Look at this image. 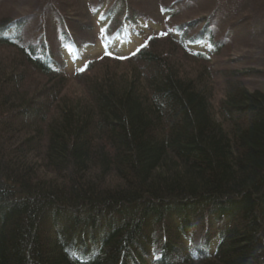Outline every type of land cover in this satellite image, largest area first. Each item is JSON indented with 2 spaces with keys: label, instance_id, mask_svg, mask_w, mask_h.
<instances>
[{
  "label": "trees",
  "instance_id": "obj_1",
  "mask_svg": "<svg viewBox=\"0 0 264 264\" xmlns=\"http://www.w3.org/2000/svg\"><path fill=\"white\" fill-rule=\"evenodd\" d=\"M80 1L104 56L128 67L76 102L52 106L94 44L64 20L35 43L29 15L0 19V49L18 60L0 61V264H264V0L160 8L192 12L167 51L191 75L150 48L158 31L132 0ZM228 48L255 54L212 72ZM23 65L55 93L25 91Z\"/></svg>",
  "mask_w": 264,
  "mask_h": 264
},
{
  "label": "rangeland",
  "instance_id": "obj_2",
  "mask_svg": "<svg viewBox=\"0 0 264 264\" xmlns=\"http://www.w3.org/2000/svg\"><path fill=\"white\" fill-rule=\"evenodd\" d=\"M132 2L135 7H138V10L132 7L130 10H135L147 17L153 23L152 28L154 30L157 29L158 31L157 33H154V36L151 39L150 48L151 46H154L155 51L161 52L164 57L171 58V61L174 62L177 61L180 68H182V71L191 75L190 71L193 70V67L190 64V61L183 60L184 56L181 52H178L177 55L167 53L169 50L168 40L173 42V40L169 37V33H171L175 24L191 18V10L182 12L175 19L167 20L160 17L159 10L162 6L168 5L170 0H132ZM84 6L85 5H83L80 0H3L0 3V19L10 16L19 17L21 15H29L30 18H25L24 22L25 26L22 33L24 41L38 43L40 41L39 35L42 34L47 36L49 42H53L55 31H58L63 26L61 23L62 20H64L67 24V26L65 25L64 27L69 28L73 35L80 38L82 41L94 44L93 48L88 53L89 57L83 59L86 61L81 60L83 62L79 63L77 66L68 65L69 68L65 74L66 82L63 85L62 90L60 88L59 92L55 94V100H52L54 104H50L52 106H55L57 103L56 101H59L61 98L74 102L86 98V88L90 82L97 80L109 71L117 74L125 73L128 67V65L124 62L117 63L111 55L104 56L105 54L101 47H99L97 39L99 30L91 21V18L87 15ZM197 15L198 14L194 13V16ZM60 18L61 21L59 22L58 19ZM250 30V33L242 34L243 38L252 37L251 34L256 33V29L250 28ZM141 42H143L142 38L139 39L138 44ZM237 42L240 43V45L244 43L240 41ZM251 51L254 50L252 49ZM251 51L247 52L242 49L228 48L221 56H219L220 58L217 60L218 64L213 62L214 68H211V71L217 73L223 69H227V66H230L229 64H236V59H240L243 55H246L247 62L252 59L253 54H255ZM15 57L16 56L12 52L7 51L6 49H0V61L7 60L8 62H18V60H15L17 57ZM2 63L4 64V62ZM86 63H90L91 69L89 71L81 73L80 76L73 74L74 71L80 70ZM21 64L22 63H20V65ZM209 67L210 66H208V68ZM20 69L27 78L24 85L25 91L31 93L36 89L44 87V93L47 95L49 92L47 86L50 85L47 79L33 74L26 67H24V65L23 67H20ZM214 77L213 85L215 94L212 96L213 100L211 103L213 104V107H216L218 100L221 98L222 82L218 80L216 75H214ZM49 93L54 94L55 92L50 91Z\"/></svg>",
  "mask_w": 264,
  "mask_h": 264
},
{
  "label": "bare ground",
  "instance_id": "obj_3",
  "mask_svg": "<svg viewBox=\"0 0 264 264\" xmlns=\"http://www.w3.org/2000/svg\"><path fill=\"white\" fill-rule=\"evenodd\" d=\"M57 31H55V35H56Z\"/></svg>",
  "mask_w": 264,
  "mask_h": 264
}]
</instances>
